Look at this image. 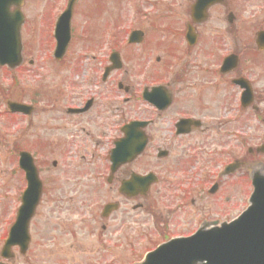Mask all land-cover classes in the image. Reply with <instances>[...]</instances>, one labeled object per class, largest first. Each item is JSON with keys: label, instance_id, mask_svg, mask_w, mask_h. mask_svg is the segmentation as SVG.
<instances>
[{"label": "flooded vegetation", "instance_id": "af4514ba", "mask_svg": "<svg viewBox=\"0 0 264 264\" xmlns=\"http://www.w3.org/2000/svg\"><path fill=\"white\" fill-rule=\"evenodd\" d=\"M47 1L9 6V14L22 15L23 46L54 42V24L68 0ZM87 1L100 0H76L72 12L84 23ZM142 1L144 10L150 7L164 16L184 9L182 0ZM260 1L192 0L188 17L192 4H201L207 10L204 22L147 20L124 29L125 35L140 33L138 43L122 40L111 48L101 46L96 54L87 49L76 60L70 55L73 41L59 60L53 51L44 54L42 63L56 69L76 72L81 63L87 69L81 80L40 89L41 107L26 118L31 154H46L41 165L54 171L64 164V177L51 179L49 200L56 217H62L56 219L58 226L71 238L84 224L94 245L112 259L123 256L141 264L160 246L229 224L248 208L253 174H264V40L258 41L264 33V0L257 13L247 16L243 32L234 8ZM0 12V42L5 43L2 0ZM211 20L216 24L209 29ZM189 25L193 38L188 43ZM87 33L78 35L86 38ZM237 35L244 56L231 44ZM113 53L120 70L105 76ZM229 56L238 64L230 63L222 74ZM32 59L23 48L22 68L25 62L33 67ZM238 78L245 79L246 90L234 83ZM38 113L44 137L35 135ZM126 136L132 147H142L141 154L117 155L114 166L116 142ZM35 161L39 168L38 157ZM42 189L43 198L44 183Z\"/></svg>", "mask_w": 264, "mask_h": 264}, {"label": "rangeland", "instance_id": "374dc122", "mask_svg": "<svg viewBox=\"0 0 264 264\" xmlns=\"http://www.w3.org/2000/svg\"><path fill=\"white\" fill-rule=\"evenodd\" d=\"M140 1L100 0L96 3L87 4L86 8L90 13L95 15L98 10V14L96 17H90L89 21L85 23L83 17L79 14L77 15L73 25L75 40L70 52L72 58L76 60V58H79V54L85 53L87 49L96 54L101 46L111 47V45H115L119 41L122 42L125 38L124 29L134 25H146L145 22L147 20H149L147 24L153 23L150 21L157 23L158 19H162L161 22L163 23L189 21L186 6L192 0H182L184 9L182 8L179 13L176 12L177 14L175 13V15L171 16H164L159 11L156 12L150 9V7L144 10L147 6H143ZM143 1L149 4L153 0ZM261 1L251 7H245V4L238 3L239 5L234 8L238 16L237 27L239 31H244L243 28L246 27L244 25L247 23V16L251 15L253 11L257 13V6ZM41 2L50 1L41 0ZM101 6L103 7L101 8ZM214 20H211L212 23L208 24L209 29L215 26ZM222 27H224V24L220 25V28ZM82 30H89V33L86 34L87 38L78 37V33ZM230 41L231 44L235 45L236 50H239L240 54L244 56L245 52L237 46V43L240 42L238 37H234ZM24 50H27L33 61L36 62H34L33 67L26 66L22 70L9 72V76L0 70V250L8 235V230L14 222L16 210L20 204L19 189L22 183L20 182L17 169L15 140L19 141V147L22 150H26L29 149L27 145L30 137L27 120L8 115L5 102L10 100L27 103L35 92L40 89H49L51 87L50 84L53 85L66 79L77 81L85 78L87 70L85 63H81L75 73H71L69 70L56 69V66L51 64H43L41 58L49 51L48 43L25 45ZM130 67L132 71H135L136 67ZM117 76L118 74H115L114 77L116 78ZM45 84L49 85L43 87ZM40 104L39 106H41ZM38 115L39 118L33 120L34 125L37 127L35 135L44 137V124H41V114L38 113ZM47 158L46 154H42L38 158L41 179L45 182L46 191L45 196L41 198L40 206L36 210V215L31 221L32 225L29 231L31 233L30 248L24 255H19L18 250L13 249L15 257L5 262V264H131L136 261L130 260L128 257L123 258V256L117 260L112 259V256L104 248L94 245V242L89 237V230L84 224L83 226L77 225L75 228V238H71L65 230L63 231L62 225L58 226L56 219L61 221L62 217L57 218V215L53 212V203L49 200V186L52 182L51 179L64 177L62 172L64 164L60 162L59 167L61 168L54 171L50 165H41V162ZM63 217L64 219H70L68 215H63ZM67 225L68 223L65 229H69ZM129 245L132 244L129 243Z\"/></svg>", "mask_w": 264, "mask_h": 264}, {"label": "water", "instance_id": "95a60500", "mask_svg": "<svg viewBox=\"0 0 264 264\" xmlns=\"http://www.w3.org/2000/svg\"><path fill=\"white\" fill-rule=\"evenodd\" d=\"M193 9L192 17L196 19L197 13L194 14ZM69 12L64 14L57 25V49L61 50L60 53L65 51L70 38L71 16ZM20 53L19 44L11 43L0 46V66L8 65L11 69L18 66L21 63ZM8 105L12 112L24 110V107L16 104ZM21 158L20 168L26 174L27 189L21 198L22 205L18 208L15 224L10 229L8 239L0 254L6 259L13 256L10 252L12 247L18 246L20 253L25 252L29 242L27 233L29 220L35 213L34 210L41 194V184L37 179L31 158L28 155H23ZM254 191L250 200L252 204L250 209L235 222L234 226L213 232V234H205L200 242L197 238L193 239L189 245L193 247L192 254L189 251L179 255L182 260L186 256H193L196 261L206 260V264H264V178L254 179Z\"/></svg>", "mask_w": 264, "mask_h": 264}]
</instances>
